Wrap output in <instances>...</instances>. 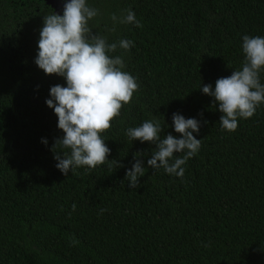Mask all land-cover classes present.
Here are the masks:
<instances>
[{"label":"trees","instance_id":"1","mask_svg":"<svg viewBox=\"0 0 264 264\" xmlns=\"http://www.w3.org/2000/svg\"><path fill=\"white\" fill-rule=\"evenodd\" d=\"M86 2L98 9L93 33L134 42L108 55L123 58L139 90L101 133L109 160L66 177L52 151L64 133L46 104L66 80L35 63L43 16L55 9L0 0V264H264V103L228 132L202 92L242 68L244 35L264 36V0ZM129 9L142 27L111 19ZM173 113L201 122L182 179L150 167L155 145L126 135L157 119L161 138L178 136ZM138 151L145 175L132 189L125 175Z\"/></svg>","mask_w":264,"mask_h":264},{"label":"clouds","instance_id":"2","mask_svg":"<svg viewBox=\"0 0 264 264\" xmlns=\"http://www.w3.org/2000/svg\"><path fill=\"white\" fill-rule=\"evenodd\" d=\"M97 15L98 9L89 7L86 0H66L63 14L54 11L44 15L40 29L36 65L45 74H57L66 80V86H51V98L46 100L47 106L53 108L58 117V128L64 133L55 139L52 151L58 161L56 167L66 177L70 171L74 174L78 167L95 169L109 160L111 149L101 133L112 126L111 121L120 115L123 105L130 103L134 92L139 90L137 79L124 71L123 58L108 55L118 47L129 50L134 42L121 39L118 43H108L104 37L93 33L89 21ZM111 19L143 26L131 9L120 18L112 14ZM242 51L244 60L240 70L218 78L214 89L211 84L202 86V92L214 97V103L218 102L222 113L221 129L228 132L236 131L238 119L251 118L257 107L264 103V84L260 82V73L264 70V36L244 35ZM173 126L178 136L168 133L161 138L163 129L157 119L145 120L138 127L128 128L126 135L132 140L155 145L147 161L150 167L163 168L182 179L183 165L201 147V139L193 134L199 133L201 122L173 113ZM42 142L48 143L47 139ZM175 153L183 155L173 159ZM141 156L143 152L134 154V163L125 175L132 189L140 186L139 177L145 175ZM75 209L73 204L72 210ZM103 211L105 209H101ZM71 243L75 245L78 241L73 239Z\"/></svg>","mask_w":264,"mask_h":264},{"label":"rangeland","instance_id":"3","mask_svg":"<svg viewBox=\"0 0 264 264\" xmlns=\"http://www.w3.org/2000/svg\"><path fill=\"white\" fill-rule=\"evenodd\" d=\"M47 3L53 6L57 13H63V5L66 0H45Z\"/></svg>","mask_w":264,"mask_h":264}]
</instances>
